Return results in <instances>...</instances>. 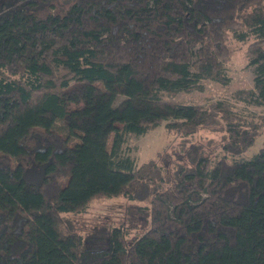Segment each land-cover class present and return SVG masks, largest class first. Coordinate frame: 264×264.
I'll use <instances>...</instances> for the list:
<instances>
[{"label":"trees","instance_id":"trees-1","mask_svg":"<svg viewBox=\"0 0 264 264\" xmlns=\"http://www.w3.org/2000/svg\"><path fill=\"white\" fill-rule=\"evenodd\" d=\"M237 44L253 83L231 99L264 106V0H0V264H264V142L240 157L264 111L165 99L228 85ZM161 123L219 141L137 165L125 136ZM102 197L146 202V227L88 244L69 217Z\"/></svg>","mask_w":264,"mask_h":264},{"label":"rangeland","instance_id":"rangeland-1","mask_svg":"<svg viewBox=\"0 0 264 264\" xmlns=\"http://www.w3.org/2000/svg\"><path fill=\"white\" fill-rule=\"evenodd\" d=\"M236 46L239 49L235 51L227 62L228 75L231 78L228 85H221L216 81L203 79L200 81L202 90L180 92L173 98L167 97L165 99L200 105L212 100L229 99L238 109L244 108L255 113H262L264 106H246L231 99V94L234 91L250 88L253 83L252 69L246 67L245 45L237 44ZM120 100L121 98H118L117 102ZM48 127L56 128L62 132L65 131L55 123H49ZM124 139L122 150L129 153L137 165L150 159H157L158 164L162 165L165 162L167 167L172 168L174 164L189 163V160L195 157V146L201 144L203 147L210 149L212 145H216L219 141V136L207 130H201L192 138L193 146L190 149L186 146L187 149L185 150L179 146L178 139L174 137L173 133L165 129L163 123H161L142 135L128 134ZM209 140L213 143H208ZM263 142L264 127L251 146L240 157L243 159L251 158L259 151ZM164 152L166 154L159 158L158 155ZM214 154L217 157L221 156L220 148L216 147ZM146 204V202H131L123 197L96 198L88 204L83 213L70 216L69 222L76 231L86 238L88 244L95 245L96 242L101 243L103 241L102 233L106 237L110 226L124 223L132 234L143 230L148 223L149 216L139 212L138 207L146 206Z\"/></svg>","mask_w":264,"mask_h":264}]
</instances>
